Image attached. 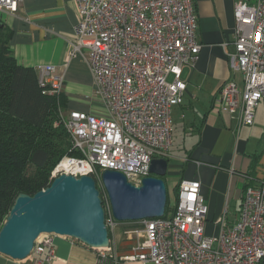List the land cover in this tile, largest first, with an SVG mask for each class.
I'll list each match as a JSON object with an SVG mask.
<instances>
[{"label":"built area","instance_id":"built-area-1","mask_svg":"<svg viewBox=\"0 0 264 264\" xmlns=\"http://www.w3.org/2000/svg\"><path fill=\"white\" fill-rule=\"evenodd\" d=\"M21 0H0V13H16ZM76 36L69 39L68 60L83 56L90 67L103 113L66 109L61 104L65 75L52 63L37 66L42 93L57 99L56 126H63L71 147L51 172L91 175L103 192L106 224L114 234L135 240L125 261L143 264H264V178L246 188L239 219L224 215L217 235L205 233L208 205L197 178H182L174 210L161 217L119 221L102 173L113 169L141 185L151 175L154 157H166L173 145L172 110L183 99L185 66L193 67L201 50L195 0H78ZM235 48L228 52L231 71L243 74L220 89L215 106L235 112L251 125L264 101V0L235 5ZM224 46L227 43L223 44ZM171 76V79L169 77ZM55 233H43L31 255L38 263L56 259ZM100 253L110 246L96 248Z\"/></svg>","mask_w":264,"mask_h":264},{"label":"crops","instance_id":"crops-1","mask_svg":"<svg viewBox=\"0 0 264 264\" xmlns=\"http://www.w3.org/2000/svg\"><path fill=\"white\" fill-rule=\"evenodd\" d=\"M237 1L195 0L201 50L195 65L183 68L187 87L182 102L172 110V146H179L177 169L170 171L177 178L170 184L175 191L173 198L167 182L169 169L163 176L173 203L182 178L201 181L208 205L205 233L210 236L217 234L219 219L224 215L230 224L239 219L246 188L264 178V101L257 107L251 125L242 123L241 108L230 113L215 106L226 81L234 79L243 86V74L233 73L228 60V52L235 48ZM0 22L9 34V47L19 64L36 69L40 64L52 63L64 73V108L104 112L100 104L89 111L86 103L76 100H89L91 94L99 103L87 60L81 55L68 60L69 39L76 36L79 23L78 0H21L16 13H0ZM171 157L170 152L163 157L168 168ZM120 227L123 241L118 239ZM120 227L114 234L110 232L112 249L102 253L79 239L56 234L57 257L53 261L38 263L42 256L36 254L18 260L0 252V264H143L122 259L131 253L135 240L127 237L123 225Z\"/></svg>","mask_w":264,"mask_h":264},{"label":"water","instance_id":"water-1","mask_svg":"<svg viewBox=\"0 0 264 264\" xmlns=\"http://www.w3.org/2000/svg\"><path fill=\"white\" fill-rule=\"evenodd\" d=\"M168 161L154 157L151 175L141 185L113 169L102 173L104 186L119 221L161 217L166 213ZM43 233L70 236L94 248L110 246L101 191L91 175L60 174L34 195L20 193L0 229V252L27 258Z\"/></svg>","mask_w":264,"mask_h":264},{"label":"trees","instance_id":"trees-1","mask_svg":"<svg viewBox=\"0 0 264 264\" xmlns=\"http://www.w3.org/2000/svg\"><path fill=\"white\" fill-rule=\"evenodd\" d=\"M65 101L62 94L63 106ZM57 110V99L42 93L36 69L19 64L12 54L0 24V229L16 197L49 186L53 168L69 153V135L54 123ZM175 202L168 192L166 214Z\"/></svg>","mask_w":264,"mask_h":264},{"label":"rangeland","instance_id":"rangeland-1","mask_svg":"<svg viewBox=\"0 0 264 264\" xmlns=\"http://www.w3.org/2000/svg\"><path fill=\"white\" fill-rule=\"evenodd\" d=\"M169 79H171V76L169 77ZM77 100V102H84V103H86L88 106H87V108L89 107V111L94 107V105H99V103L97 102V101H95V99L92 97V95L91 94H89V100L88 99H86V98H84V99H76ZM87 101V102H86ZM89 101V102H88ZM89 103V104H88ZM100 106V105H99ZM56 120V119H55ZM54 123H55V121H54ZM178 147L179 146H172L171 147V150H170V154L172 153V157H171V162H170V164H169V172H168V176H167V182L169 183V188H170V193H171V197L173 198V196H174V189L171 187V185L170 184H172V183H174L176 180H177V178H176V176H174V175H170V171H174V170H176L177 169V160L178 159H176V154H177V152H178ZM100 189H101V191L103 192V189L100 187ZM234 210H238V207H235V209ZM217 225V224H216ZM121 228L122 227H120V229L118 230V233L117 234H120L119 236H118V239H119V241L121 240V241H123L124 240V235L120 232V230H121ZM124 230V229H123ZM120 232V233H119ZM218 233V232H217ZM217 235V234H216ZM215 236V235H214Z\"/></svg>","mask_w":264,"mask_h":264}]
</instances>
